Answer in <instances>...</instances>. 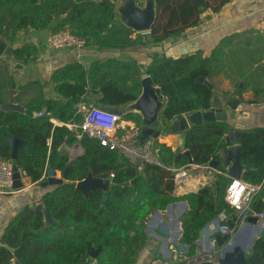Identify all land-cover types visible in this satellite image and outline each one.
<instances>
[{
	"label": "trees",
	"instance_id": "16d2710c",
	"mask_svg": "<svg viewBox=\"0 0 264 264\" xmlns=\"http://www.w3.org/2000/svg\"><path fill=\"white\" fill-rule=\"evenodd\" d=\"M229 1L155 0L156 17L151 29L136 33L117 19L115 0H0V37L8 43L7 56L20 64L39 57L40 47L34 43L22 42L13 47L34 31L56 33L68 29L84 39V48L99 51L150 47L196 26L202 13H217ZM233 41L231 37L219 43L208 56L195 52L174 58L152 52L147 65L121 56L101 58L88 66L77 61L64 64L53 70L46 84L33 79L25 84L38 93L22 104V112L2 108L14 99L6 100L1 77H9L10 88H14V83L1 63L0 160L15 163L32 183L43 187L48 184V168L58 171L68 182L54 185L41 197L55 223L45 225L43 213L28 207L8 222L0 235V264H133L147 242L146 217L176 200L188 204L182 222L184 243H194L200 229L220 211L230 215L227 224L236 228V212L224 200L228 177L216 173L212 181L195 192L179 197L168 193L174 187L170 168L188 163L206 165L223 156L228 146L225 135L230 129L225 120L204 121L183 132V148L188 150L191 161L183 151L175 152L154 139L152 151L158 163H145L140 174L137 165L117 150L101 146L87 135L79 139L80 155L72 157L66 148L77 140L75 131L66 124L83 119L79 104L120 109L138 97L144 75L150 77L163 101L160 126L168 127L184 114L208 109L210 102L216 100L214 79L224 71L226 45L231 55L236 53ZM200 75L214 85L213 89L196 81ZM44 86L50 87L54 98L44 96ZM39 112L43 113L37 115ZM122 119L140 125L137 114L126 113ZM11 136L23 141L14 159L7 142ZM238 143L245 167L241 179L259 184L264 179V127L248 129ZM88 172L110 179L104 201L101 188L91 189L86 195L75 188V182L84 179ZM250 208L253 212L264 211V185ZM92 250H97L93 258ZM245 264H264V231L253 242Z\"/></svg>",
	"mask_w": 264,
	"mask_h": 264
},
{
	"label": "crops",
	"instance_id": "0c3cea01",
	"mask_svg": "<svg viewBox=\"0 0 264 264\" xmlns=\"http://www.w3.org/2000/svg\"><path fill=\"white\" fill-rule=\"evenodd\" d=\"M116 2L117 0H115ZM138 2L140 1L138 0ZM48 34V30L29 32L23 36L28 39L22 38L13 45V47H17L22 42L38 45L40 54L36 61L22 64L23 66L18 68L15 67L18 62L10 57L5 60L0 59L1 63L7 67L8 75L14 83V88H10L9 77L7 75L1 77V90L7 101H10L12 97L14 99L12 102H17L22 106L25 101L38 93L36 89L32 90L29 86H25L29 80L33 79L46 84L53 70L73 61L88 66L92 61L101 58L121 56L133 58L139 64L147 65L150 61L148 54L152 52L164 53L166 56L174 58L195 52H202L208 56L216 45L232 37L235 40L233 41L235 45L232 47L236 49V53L231 55L229 45H226L223 59L224 71L214 79L216 83L215 101L222 102L224 110L228 114L231 110L226 106L225 101L228 98L238 100L234 117L227 116L225 120L229 128L234 126L235 129L246 132L254 127H264V0H230L217 13H212L209 10L202 13L196 26L186 29L179 35L167 38L160 44L152 45L150 48L134 46L120 50L100 51L88 48L49 50L45 45ZM43 93L45 97H55L49 86L43 87ZM132 123L135 124L131 120L122 119L121 121V125L126 127ZM157 129L160 130V134L155 140L175 152L184 151L182 135L186 129L181 126L177 132H174L169 129V126H160V122ZM66 148L70 156L73 155V157L82 153V148L77 140ZM136 165L140 174L145 163H136ZM202 166L191 163L181 166L182 171L178 170L181 179H176L178 178L177 171L169 169L174 173V187L168 193L171 196L179 197L187 192H195L212 181L216 174L215 170L221 168H213L209 165L211 169H208ZM54 176L60 177L59 172L54 171ZM21 178L23 187L20 190L13 189L11 193L0 192V235L8 222L21 210L27 207L33 209L36 204L42 202V195L53 188L49 183L45 187L32 183L24 175ZM106 181L107 191L110 179L108 178ZM31 204L32 206H30ZM187 211L188 204L184 200L173 201L165 208L152 211L144 223L147 242L139 251L133 264H150L153 258L179 264L180 261L172 260L173 249L186 256L187 259L200 261L204 255H207L206 261L218 264L220 248L232 243L234 237L236 241L245 239L247 256L255 239L264 231V218L258 219L255 223L245 222L241 218L234 235L231 238L228 236L222 245L218 244L215 236L210 234L206 227L201 229L194 243H184L181 241L182 222ZM228 217L227 222L230 220L229 214Z\"/></svg>",
	"mask_w": 264,
	"mask_h": 264
},
{
	"label": "water",
	"instance_id": "95a60500",
	"mask_svg": "<svg viewBox=\"0 0 264 264\" xmlns=\"http://www.w3.org/2000/svg\"><path fill=\"white\" fill-rule=\"evenodd\" d=\"M115 12L117 19L124 24L128 29L136 33H148L153 25L156 17L155 0H117L115 3ZM8 47L7 41L0 37V59L5 60L9 57L5 53ZM23 65L16 63L15 67L21 68ZM197 82H201L208 88L213 89V84L208 81L205 76L200 75L196 78ZM141 92L138 97L127 104L123 109L106 108L110 113H116L120 116H124L126 113L134 112L140 116V133L142 138L151 137L156 139L160 130L157 129L159 123V114L163 107V101L159 98L156 92V86L152 83L148 75H144L141 80ZM238 100L234 98H228L225 101L226 106L230 108L228 114L224 110V104L220 101H211L209 108L206 110H197L188 114H184L178 119L173 120L169 129L171 131L177 132L181 126L184 129H188L191 126L201 125L204 121L208 120H226L227 116L233 118L234 111L236 109ZM5 110L14 111H24V107L17 102H10L2 105ZM245 131L240 129H235L232 126L225 135V141L227 147L223 152V156L220 159H212L208 162L213 168H223L226 170L228 177L240 178L243 171L244 165L240 160V146L239 139L244 135ZM7 142L12 148V159L15 158L16 149L23 141L15 136L7 138ZM183 153L188 157L189 161L190 155L188 150H184ZM12 172H13V183L12 188L15 190H20L23 187L22 174L15 163L12 162ZM46 180L49 185L61 184L64 181L61 177L54 176V170L52 168L47 169ZM106 179L94 177L91 172H88L87 176L75 182V188L80 190L83 194L94 188H101L104 191L102 200L104 201L107 197L106 194ZM32 206V204L30 205ZM34 211L39 210L43 213V221L45 225L55 223V219L50 214L44 203L40 202L33 207ZM241 218L248 223H255L258 217L251 213V211H242L240 214ZM237 235V234H236ZM228 235H223L220 233L215 234V239L219 245H222L226 241ZM239 240V239H238ZM244 240L236 241L234 237L233 242L230 244L223 245L220 248L217 263L218 264H245L246 261V250L247 246ZM9 248V247H8ZM11 249V248H9ZM97 250L91 251V257H94ZM15 264L19 262L15 261ZM85 264H90L86 262Z\"/></svg>",
	"mask_w": 264,
	"mask_h": 264
},
{
	"label": "built area",
	"instance_id": "2783aa9c",
	"mask_svg": "<svg viewBox=\"0 0 264 264\" xmlns=\"http://www.w3.org/2000/svg\"><path fill=\"white\" fill-rule=\"evenodd\" d=\"M45 45L49 50L76 49L82 50L85 46L83 38L71 33L68 29H63L56 33H49ZM78 111L83 112V119L79 123L66 124L67 127L75 131L77 141L83 136L95 138L101 146L111 150H117L122 154L123 158L132 164L142 163H158L153 154V139L142 138L140 127L132 123L128 127L121 125V116L116 113H110L106 109L97 107L93 104L81 103L77 106ZM43 112L37 113L41 115ZM61 125V123H58ZM203 168L211 169L209 165H203ZM182 167L170 168L177 171L176 179H181L178 170L182 171ZM223 176H228L226 171L215 170ZM23 175V173H21ZM113 174H110L112 177ZM229 183L225 188L224 200L235 210L236 223L241 219L242 211H251L252 214L260 218H264V211L253 212L250 204L253 198L260 192L264 179L259 184H250L243 179L228 177ZM13 183L12 162L0 160V192L11 193ZM229 219L225 211H220L216 217L209 220L202 228L206 227L210 234L215 236L216 233L228 235L230 238L234 235L237 228H230L227 224ZM237 227V226H236ZM201 228V229H202ZM200 229V231H201ZM199 231V232H200ZM172 260L180 261L179 264H198L200 261H206L208 256L204 255L202 260L198 261L187 259L186 256L180 254L177 250H172ZM150 264H176L163 261L159 258H153Z\"/></svg>",
	"mask_w": 264,
	"mask_h": 264
},
{
	"label": "rangeland",
	"instance_id": "374dc122",
	"mask_svg": "<svg viewBox=\"0 0 264 264\" xmlns=\"http://www.w3.org/2000/svg\"><path fill=\"white\" fill-rule=\"evenodd\" d=\"M139 1H142V0H139ZM23 39H28L27 37H23ZM143 48H145V47H143ZM147 48V47H146ZM148 48H150V47H148ZM0 64H1V60H0ZM137 126H139V125H137ZM140 127V126H139ZM72 157H73V155H71Z\"/></svg>",
	"mask_w": 264,
	"mask_h": 264
}]
</instances>
